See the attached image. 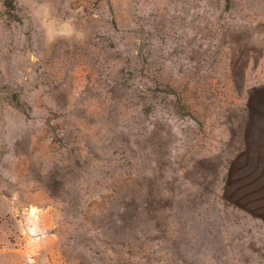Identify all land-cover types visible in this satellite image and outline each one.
Instances as JSON below:
<instances>
[{
  "label": "rangeland",
  "instance_id": "374dc122",
  "mask_svg": "<svg viewBox=\"0 0 264 264\" xmlns=\"http://www.w3.org/2000/svg\"><path fill=\"white\" fill-rule=\"evenodd\" d=\"M0 264H264V0H0Z\"/></svg>",
  "mask_w": 264,
  "mask_h": 264
}]
</instances>
